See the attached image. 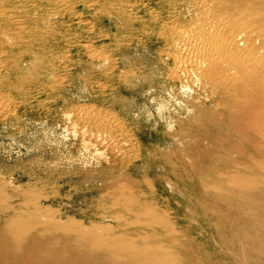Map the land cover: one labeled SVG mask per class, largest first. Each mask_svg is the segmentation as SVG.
I'll list each match as a JSON object with an SVG mask.
<instances>
[{"label":"bare ground","instance_id":"1","mask_svg":"<svg viewBox=\"0 0 264 264\" xmlns=\"http://www.w3.org/2000/svg\"><path fill=\"white\" fill-rule=\"evenodd\" d=\"M149 1L0 0V116L12 112L3 87L18 99L29 82L38 96L62 87L59 45L109 79L111 54L143 39L181 104L177 138L162 147L143 146L101 111H65L64 133L118 172L115 210L134 221L87 245L83 232H65L40 208L15 210L0 192V264H264V0H157L141 14ZM64 14L84 36L61 32ZM156 116L161 128L166 113ZM133 168L140 184L122 174Z\"/></svg>","mask_w":264,"mask_h":264},{"label":"rangeland","instance_id":"2","mask_svg":"<svg viewBox=\"0 0 264 264\" xmlns=\"http://www.w3.org/2000/svg\"><path fill=\"white\" fill-rule=\"evenodd\" d=\"M128 1L136 5L139 2ZM157 6V0H150L139 12L145 14ZM77 9L83 11L82 7ZM55 23L64 25L58 27L61 32L85 35L84 27L75 25L68 14ZM96 40L95 43L104 45ZM69 49L58 46L60 54L67 53L68 76L56 93L38 96L29 82L20 87L25 98L18 99L12 87L2 88L5 96L12 99V112L0 116V192L13 201L10 204L13 209L40 208L50 213L51 219L61 224L65 232L78 236L84 233L83 237L90 238L85 244L90 245L94 237L101 240L114 236L118 233L114 226L132 223L134 217L117 213L114 184L118 172L103 161L102 153L90 155L75 137L64 133L61 125L64 112L78 108L101 111L143 146L153 142L162 147V138H177L180 122L174 124V117L181 112V104L170 93L165 69L157 60L154 43L149 40L143 39L112 53L117 65L109 79L103 78L77 50ZM121 59L126 63L120 62ZM25 61L22 68L27 67ZM20 75H26V69ZM14 76L19 73L15 72ZM164 112L168 121L160 128L155 124L156 115ZM159 132L161 139L159 135L156 140L151 139ZM158 173L167 175L163 170ZM122 174L130 176L136 184L144 177L136 168ZM150 177L157 176L151 173ZM192 217L190 212L182 216L185 229L193 226Z\"/></svg>","mask_w":264,"mask_h":264}]
</instances>
